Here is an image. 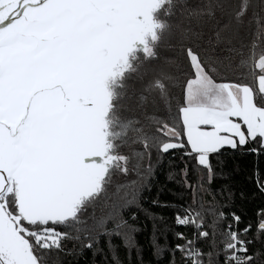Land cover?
Here are the masks:
<instances>
[{
  "label": "snow or ice",
  "instance_id": "obj_1",
  "mask_svg": "<svg viewBox=\"0 0 264 264\" xmlns=\"http://www.w3.org/2000/svg\"><path fill=\"white\" fill-rule=\"evenodd\" d=\"M236 155H264V0H0V264L139 258L141 212L157 264H264V204L212 187Z\"/></svg>",
  "mask_w": 264,
  "mask_h": 264
},
{
  "label": "trees",
  "instance_id": "obj_2",
  "mask_svg": "<svg viewBox=\"0 0 264 264\" xmlns=\"http://www.w3.org/2000/svg\"><path fill=\"white\" fill-rule=\"evenodd\" d=\"M257 161L260 170L264 171V155L258 158L253 155H236L235 159L231 161V166L233 168L231 177L225 179L218 176L212 184V187L215 189H219L221 185L225 184L232 185V190L237 193L235 205L239 209V212L244 214L245 220L251 219L258 205L264 204V197H260L258 194L254 197L251 195L252 193H255V184L252 181V173L257 166ZM169 171H171L169 159L165 158L162 164L155 169V175L153 177L155 186L151 191L149 199L156 196L157 189H163L160 194L161 201L178 202V197L173 194L178 193L180 189L174 180H169ZM241 190L249 194L246 201H241L238 197V193ZM188 195V193H185V197ZM142 207L149 211L164 215L169 219V224L171 223V217L173 215L171 209L165 210L161 213V210L153 207L150 202H143ZM137 227L140 229L136 234L138 246L141 248L140 257H137L135 251L129 256L123 247H119L117 252L120 264H157L158 258L152 254L151 248L152 222L145 217L143 212L139 214V223L137 224ZM176 230L187 231V229L184 228H177ZM114 243L119 245L120 241L114 240ZM101 245L103 246V241L101 242ZM77 259L79 260V264H113L111 255L107 254V249H105L104 255L98 254L93 256L92 252L86 251L84 255Z\"/></svg>",
  "mask_w": 264,
  "mask_h": 264
}]
</instances>
